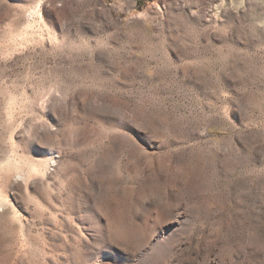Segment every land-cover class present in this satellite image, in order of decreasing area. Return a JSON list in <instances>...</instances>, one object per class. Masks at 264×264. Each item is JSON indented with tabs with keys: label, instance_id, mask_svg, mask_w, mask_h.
<instances>
[{
	"label": "rangeland",
	"instance_id": "rangeland-1",
	"mask_svg": "<svg viewBox=\"0 0 264 264\" xmlns=\"http://www.w3.org/2000/svg\"><path fill=\"white\" fill-rule=\"evenodd\" d=\"M0 264H264V0H0Z\"/></svg>",
	"mask_w": 264,
	"mask_h": 264
},
{
	"label": "snow or ice",
	"instance_id": "snow-or-ice-1",
	"mask_svg": "<svg viewBox=\"0 0 264 264\" xmlns=\"http://www.w3.org/2000/svg\"><path fill=\"white\" fill-rule=\"evenodd\" d=\"M118 127H123V126H121V125H117Z\"/></svg>",
	"mask_w": 264,
	"mask_h": 264
},
{
	"label": "bare ground",
	"instance_id": "bare-ground-1",
	"mask_svg": "<svg viewBox=\"0 0 264 264\" xmlns=\"http://www.w3.org/2000/svg\"><path fill=\"white\" fill-rule=\"evenodd\" d=\"M143 242H145V241H143ZM145 244H146V242H145ZM145 244H144V245H145Z\"/></svg>",
	"mask_w": 264,
	"mask_h": 264
}]
</instances>
